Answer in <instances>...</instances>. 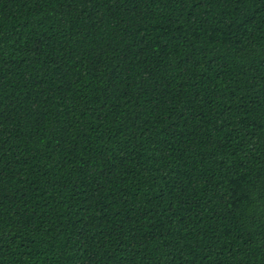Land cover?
<instances>
[{
  "label": "trees",
  "instance_id": "16d2710c",
  "mask_svg": "<svg viewBox=\"0 0 264 264\" xmlns=\"http://www.w3.org/2000/svg\"><path fill=\"white\" fill-rule=\"evenodd\" d=\"M0 264H264V0H0Z\"/></svg>",
  "mask_w": 264,
  "mask_h": 264
}]
</instances>
